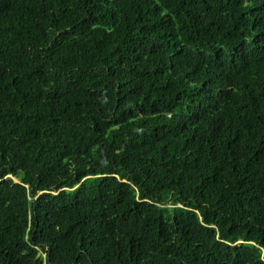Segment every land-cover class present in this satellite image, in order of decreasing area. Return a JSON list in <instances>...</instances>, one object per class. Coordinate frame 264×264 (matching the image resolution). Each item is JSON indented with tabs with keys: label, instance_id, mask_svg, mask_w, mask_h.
I'll use <instances>...</instances> for the list:
<instances>
[{
	"label": "trees",
	"instance_id": "1",
	"mask_svg": "<svg viewBox=\"0 0 264 264\" xmlns=\"http://www.w3.org/2000/svg\"><path fill=\"white\" fill-rule=\"evenodd\" d=\"M0 264H264V0H0Z\"/></svg>",
	"mask_w": 264,
	"mask_h": 264
},
{
	"label": "water",
	"instance_id": "2",
	"mask_svg": "<svg viewBox=\"0 0 264 264\" xmlns=\"http://www.w3.org/2000/svg\"><path fill=\"white\" fill-rule=\"evenodd\" d=\"M39 254H37L36 258H38Z\"/></svg>",
	"mask_w": 264,
	"mask_h": 264
},
{
	"label": "rangeland",
	"instance_id": "3",
	"mask_svg": "<svg viewBox=\"0 0 264 264\" xmlns=\"http://www.w3.org/2000/svg\"><path fill=\"white\" fill-rule=\"evenodd\" d=\"M15 182H16V180H15Z\"/></svg>",
	"mask_w": 264,
	"mask_h": 264
}]
</instances>
